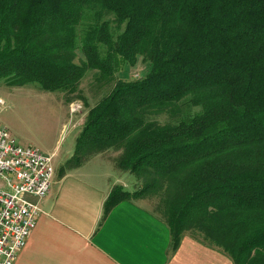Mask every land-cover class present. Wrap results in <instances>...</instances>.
<instances>
[{"label":"trees","instance_id":"obj_1","mask_svg":"<svg viewBox=\"0 0 264 264\" xmlns=\"http://www.w3.org/2000/svg\"><path fill=\"white\" fill-rule=\"evenodd\" d=\"M105 12L124 24L117 39ZM80 44L85 63L74 60ZM116 54H143L151 69L118 79L88 111L67 167L114 147L115 167L146 178L113 187L100 225L156 189L150 211L169 225L170 251L188 233L233 264H264V0H0V81L10 86L73 92L87 68L113 72ZM182 101L201 110L176 125L147 119Z\"/></svg>","mask_w":264,"mask_h":264},{"label":"crops","instance_id":"obj_2","mask_svg":"<svg viewBox=\"0 0 264 264\" xmlns=\"http://www.w3.org/2000/svg\"><path fill=\"white\" fill-rule=\"evenodd\" d=\"M34 147L54 161L57 146ZM117 184L126 187L102 154L64 173L56 170L46 197L26 194L42 213L14 264H233L228 255L190 237L171 253L168 226L138 200L118 203L100 225Z\"/></svg>","mask_w":264,"mask_h":264},{"label":"rangeland","instance_id":"obj_3","mask_svg":"<svg viewBox=\"0 0 264 264\" xmlns=\"http://www.w3.org/2000/svg\"><path fill=\"white\" fill-rule=\"evenodd\" d=\"M105 18L110 22L111 32L114 38L117 39L118 34L123 31L124 24L119 23L112 12H105ZM83 36L84 31L79 29L78 40L80 41ZM105 49L106 47H101L102 55L105 54ZM75 57L74 60L77 63H85L86 53L82 51L81 44L75 50ZM150 69L151 63L143 54L138 55L134 63H129L121 55L116 54L113 72L104 74L96 68H87L83 78L73 92H68L67 90L45 91L36 83L21 87L10 86L5 80H2L0 81V98H3L4 103L0 105V121L22 145L32 144V146L37 145L40 147L41 144H52L57 146V154L54 157L53 165L54 168L56 166L58 173H64L72 169L67 167L68 158L75 153L76 141L74 138L75 135H79L83 128L88 111L111 91L118 79L135 80L142 78ZM200 110L201 107L193 108L186 101H182L178 109L173 107L170 110H153L149 112L147 119L160 125H176L182 118L190 117ZM63 121H65L64 128L62 127ZM122 152L121 148L111 147L91 154L90 158L102 154L113 163L114 158L117 159ZM68 153L70 154L68 155ZM116 167L114 165V173L122 175L128 190H135L143 184V180L146 178L144 176L138 178L132 172H123L118 167L117 170ZM161 199V193L153 189L145 194L142 199L137 200L145 205L148 210H151V208H155L161 202ZM132 200L134 201V199ZM157 217L160 218L159 216ZM162 221L168 226L170 231L169 225L164 220ZM171 237L170 231V244ZM186 237L194 239L188 233L183 239ZM197 238L200 239L199 236ZM194 240L201 243L197 239ZM212 249L217 250L215 248ZM170 252L172 253V251Z\"/></svg>","mask_w":264,"mask_h":264},{"label":"built area","instance_id":"obj_4","mask_svg":"<svg viewBox=\"0 0 264 264\" xmlns=\"http://www.w3.org/2000/svg\"><path fill=\"white\" fill-rule=\"evenodd\" d=\"M54 173L52 155L20 144L0 121V264H14L42 213L26 194L46 197Z\"/></svg>","mask_w":264,"mask_h":264}]
</instances>
